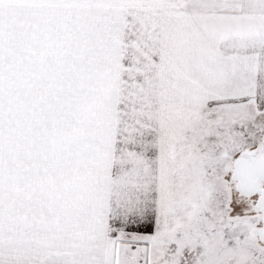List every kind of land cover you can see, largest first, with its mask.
I'll return each mask as SVG.
<instances>
[{"label":"snow or ice","instance_id":"1","mask_svg":"<svg viewBox=\"0 0 264 264\" xmlns=\"http://www.w3.org/2000/svg\"><path fill=\"white\" fill-rule=\"evenodd\" d=\"M0 264H264V0H0Z\"/></svg>","mask_w":264,"mask_h":264}]
</instances>
